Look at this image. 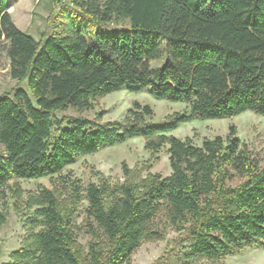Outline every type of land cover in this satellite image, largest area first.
Instances as JSON below:
<instances>
[{
	"label": "trees",
	"instance_id": "trees-1",
	"mask_svg": "<svg viewBox=\"0 0 264 264\" xmlns=\"http://www.w3.org/2000/svg\"><path fill=\"white\" fill-rule=\"evenodd\" d=\"M70 2L97 25L94 32L72 27L35 39L0 0L10 76L30 90L0 95V227L11 180L13 197L28 210L19 246L0 264H131L168 228L180 236L154 264H223L246 248L264 249V164L237 127L201 146L169 134L192 120L248 111L264 117V0ZM120 20L127 24L112 26ZM122 89L188 109L160 125L149 122L153 108L138 101L111 124L55 116L90 110ZM137 137L151 152L168 147L170 175L143 176L123 164L122 182L63 178L53 189L25 195L20 188V180L54 178L81 156ZM82 232L90 236L86 246Z\"/></svg>",
	"mask_w": 264,
	"mask_h": 264
},
{
	"label": "rangeland",
	"instance_id": "rangeland-1",
	"mask_svg": "<svg viewBox=\"0 0 264 264\" xmlns=\"http://www.w3.org/2000/svg\"><path fill=\"white\" fill-rule=\"evenodd\" d=\"M10 5L9 12L14 24L23 32L40 39L43 34L63 33L72 27H81L95 31L97 25L92 24L88 17L80 14L72 6L70 0H63L61 6L53 0H6ZM127 21L120 20L112 26H124ZM111 26V25H109ZM104 32V29L101 31ZM21 87L30 92L26 80L18 82L10 76V61L7 56V44L0 42V95ZM135 101L143 105H150L154 116L149 122L160 125L166 122V117L175 112H184L188 105L182 102L158 100L148 92L133 93L127 89L112 93L94 104V108L79 112L73 108L55 112V116H85L91 119L101 118L100 122L111 124L123 120L127 111ZM235 125L238 136L254 155L264 164V117L245 112L230 119L221 120H192L180 125L176 130L169 132L178 138L190 137L194 144L201 146L205 139L216 136L226 138L229 127ZM3 148L0 147V153ZM168 147L157 152L145 148V140L141 137L131 138L124 143L104 147L98 152L81 156L77 161L65 168L54 178L44 177L34 180H20V188L25 192H37L38 188L53 189L55 182H62L63 178L78 179L83 185L89 182L98 183L101 178L112 182L124 181L123 164L143 176L148 171L168 176L172 173ZM14 180H11L4 189L6 198L4 208L8 214L7 222L0 227V262L8 259L11 251L16 249L25 234L23 219L28 215L24 203L16 202L13 197ZM82 221V213L79 222ZM180 234L168 228L162 240L147 242L133 255L131 264H154L175 244ZM90 236L82 232L79 242L86 246ZM200 264V263H199ZM223 264H264V249L246 248L238 255L223 260Z\"/></svg>",
	"mask_w": 264,
	"mask_h": 264
}]
</instances>
